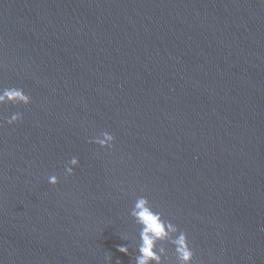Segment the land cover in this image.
Segmentation results:
<instances>
[{
  "label": "water",
  "instance_id": "obj_1",
  "mask_svg": "<svg viewBox=\"0 0 264 264\" xmlns=\"http://www.w3.org/2000/svg\"><path fill=\"white\" fill-rule=\"evenodd\" d=\"M11 88L0 264H136L141 196L176 228L160 264L180 233L192 264H264V0H0Z\"/></svg>",
  "mask_w": 264,
  "mask_h": 264
},
{
  "label": "clouds",
  "instance_id": "obj_2",
  "mask_svg": "<svg viewBox=\"0 0 264 264\" xmlns=\"http://www.w3.org/2000/svg\"><path fill=\"white\" fill-rule=\"evenodd\" d=\"M30 97L27 96L23 90L11 88L5 89L3 94H0V104L11 103L17 104L22 103L24 105L30 104ZM21 113H14L7 120L8 125H15L22 120ZM103 139H94L89 141L95 143L101 148L110 149L114 137L108 132H104ZM72 166H79L78 160L73 158L71 160ZM73 170L71 167L66 168L65 175L72 176ZM58 178L56 176H50L48 183L55 187L58 184ZM131 215L136 222L141 226L140 239L141 245L139 248L140 255L136 258V264H152L153 261L156 264H160V256L157 252L156 246L158 242L165 241L169 238V233L175 232L176 228L171 223H165L159 212L153 210L150 206L149 200L146 197H139L134 205ZM172 243L175 245V250L181 264H192L193 252L189 246L187 235L180 233ZM118 251L127 254L126 247H119ZM160 251H163L161 249Z\"/></svg>",
  "mask_w": 264,
  "mask_h": 264
}]
</instances>
